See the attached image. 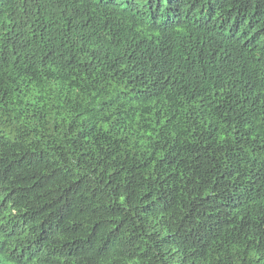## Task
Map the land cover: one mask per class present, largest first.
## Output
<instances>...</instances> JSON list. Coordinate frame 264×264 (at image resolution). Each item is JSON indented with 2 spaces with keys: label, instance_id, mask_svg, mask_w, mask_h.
Here are the masks:
<instances>
[{
  "label": "trees",
  "instance_id": "16d2710c",
  "mask_svg": "<svg viewBox=\"0 0 264 264\" xmlns=\"http://www.w3.org/2000/svg\"><path fill=\"white\" fill-rule=\"evenodd\" d=\"M85 1L0 0V262L264 264V0Z\"/></svg>",
  "mask_w": 264,
  "mask_h": 264
},
{
  "label": "clouds",
  "instance_id": "9594fccd",
  "mask_svg": "<svg viewBox=\"0 0 264 264\" xmlns=\"http://www.w3.org/2000/svg\"><path fill=\"white\" fill-rule=\"evenodd\" d=\"M176 1L180 2L181 0H176ZM85 3L87 7H89L90 5L93 8H97V9L105 7V1L102 0H87L85 1ZM242 10L243 11L239 13L236 17H232L227 21L228 29H230L231 32L236 34V37H239L244 29L246 28L259 29L261 28V24H262L261 22L262 18L255 7L247 6ZM161 12H162V4L159 10L158 18L162 24H168L169 22L165 20V17L161 14ZM103 15L105 16L104 13ZM261 55L264 56V52H261ZM260 80L264 81V79H260ZM0 264H14V263L2 261L0 262Z\"/></svg>",
  "mask_w": 264,
  "mask_h": 264
}]
</instances>
